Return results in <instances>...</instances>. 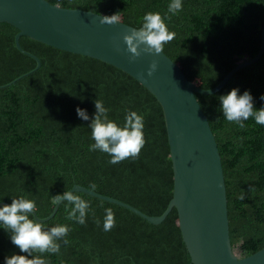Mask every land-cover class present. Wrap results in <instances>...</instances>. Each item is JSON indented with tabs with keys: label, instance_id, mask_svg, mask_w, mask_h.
<instances>
[{
	"label": "trees",
	"instance_id": "trees-1",
	"mask_svg": "<svg viewBox=\"0 0 264 264\" xmlns=\"http://www.w3.org/2000/svg\"><path fill=\"white\" fill-rule=\"evenodd\" d=\"M120 17L140 27L145 12L167 13L169 0H47ZM165 23L175 33L163 52L201 88L216 86L242 58L260 48L264 0H183L182 10ZM18 29L0 22V199L25 196L36 215L51 214L55 195L74 184L122 200L148 215H160L173 193V168L163 110L156 97L135 78L97 58L62 50L28 36L15 45ZM15 80V81H13ZM12 81V82H11ZM233 87L247 89L254 106L264 101V51L255 62L236 70L218 91L196 93L215 135L227 197L230 240L240 256L264 246V126L251 118L240 128L224 119L217 97ZM110 108L109 118L123 124L126 109L144 117L145 144L137 158L109 164V156L88 151V121L76 107L95 112L94 100ZM95 185L92 188L91 185ZM86 223L67 218L62 201L45 227L70 226L59 254L44 253L50 264H192L178 226L176 208L161 224L85 192ZM243 197L241 199L240 197ZM112 210L115 226L105 232L96 223ZM19 252L0 229V264ZM34 255H41L34 253Z\"/></svg>",
	"mask_w": 264,
	"mask_h": 264
},
{
	"label": "water",
	"instance_id": "water-1",
	"mask_svg": "<svg viewBox=\"0 0 264 264\" xmlns=\"http://www.w3.org/2000/svg\"><path fill=\"white\" fill-rule=\"evenodd\" d=\"M104 16L47 0H0V22L18 29L15 45L36 59L35 69L40 66V60L21 48V36L97 58L121 69L146 87L162 107L173 168V193L162 214L148 215L122 200L79 184L68 191L85 192L121 205L152 224L161 223L172 208H176L178 226L192 264H264V246L252 254L240 256L231 244L221 156L208 118L196 97V93L218 91L236 70L261 57L264 25L258 53L249 59L242 58L216 86L204 89L190 81L180 65L164 52L141 51L134 57L127 50L123 35L138 27L117 16L115 22H102ZM152 63L156 68L148 75L147 69ZM60 203L55 204L45 218L38 217L35 212L36 219L49 220Z\"/></svg>",
	"mask_w": 264,
	"mask_h": 264
},
{
	"label": "clouds",
	"instance_id": "clouds-1",
	"mask_svg": "<svg viewBox=\"0 0 264 264\" xmlns=\"http://www.w3.org/2000/svg\"><path fill=\"white\" fill-rule=\"evenodd\" d=\"M183 7V0H169L167 13L162 17L159 12H145L142 16L140 27L125 33L123 41L127 50L133 56H139L141 51L145 53H163L164 45L172 41L175 33L170 31L165 23L168 14L176 15ZM111 17V18H109ZM116 18L112 15L103 17L102 22L112 23ZM156 64L152 63L147 69L148 75L155 70ZM264 101V94L260 95ZM218 108L224 119L244 128L245 121L253 119L256 124L264 126V104L260 107L254 106V97L247 89L242 92L238 87H233L226 93L217 97ZM95 112L89 116L86 109L76 107L77 116L88 121L90 136L93 141L88 145V151H100L109 156V164L139 156L140 150L145 144L144 117L137 111L126 109L123 124H118L109 118L110 108L106 107L102 100H94ZM92 188L96 186L91 185ZM243 199V197H240ZM66 201L70 205L67 213L69 220L77 224H85L86 216L90 208L89 201L74 194L72 191H64L53 198V204ZM37 205L34 200L25 196L11 197L10 203H3L0 199V229L7 234L10 242L19 249V252L4 258V264H50L44 253L59 254L61 250L60 241L68 243L70 226L67 224H55L45 227L35 217ZM105 232L111 231L115 226V216L111 209H105V215L97 220ZM39 253L41 255H34Z\"/></svg>",
	"mask_w": 264,
	"mask_h": 264
},
{
	"label": "bare ground",
	"instance_id": "bare-ground-1",
	"mask_svg": "<svg viewBox=\"0 0 264 264\" xmlns=\"http://www.w3.org/2000/svg\"><path fill=\"white\" fill-rule=\"evenodd\" d=\"M161 224V223H160Z\"/></svg>",
	"mask_w": 264,
	"mask_h": 264
}]
</instances>
